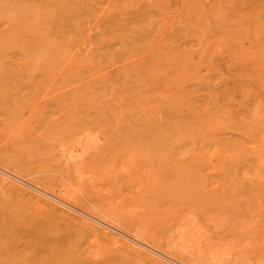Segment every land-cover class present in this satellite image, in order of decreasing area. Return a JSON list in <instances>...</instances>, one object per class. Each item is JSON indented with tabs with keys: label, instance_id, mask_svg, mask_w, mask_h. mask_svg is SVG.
Returning <instances> with one entry per match:
<instances>
[{
	"label": "rangeland",
	"instance_id": "rangeland-1",
	"mask_svg": "<svg viewBox=\"0 0 264 264\" xmlns=\"http://www.w3.org/2000/svg\"><path fill=\"white\" fill-rule=\"evenodd\" d=\"M255 148L264 0H0L1 167L186 264H264ZM0 264L157 263L0 182Z\"/></svg>",
	"mask_w": 264,
	"mask_h": 264
},
{
	"label": "bare ground",
	"instance_id": "bare-ground-1",
	"mask_svg": "<svg viewBox=\"0 0 264 264\" xmlns=\"http://www.w3.org/2000/svg\"><path fill=\"white\" fill-rule=\"evenodd\" d=\"M254 152H257L255 159L258 164L262 163L264 161V150L255 148ZM0 182L28 196L29 199L53 213L59 214L62 217L76 219L79 223L87 226L94 234L97 233L111 240L115 247H123L129 252L138 254L146 260L156 262L157 264H186L155 247L149 240H142L128 234L101 216L77 207L72 199L62 195L60 192L52 191L24 180L1 166Z\"/></svg>",
	"mask_w": 264,
	"mask_h": 264
}]
</instances>
